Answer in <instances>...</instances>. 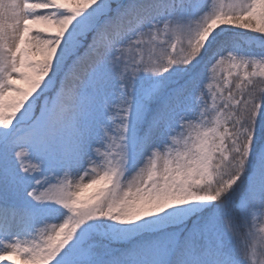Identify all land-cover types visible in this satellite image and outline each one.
<instances>
[{
	"label": "snow or ice",
	"instance_id": "obj_1",
	"mask_svg": "<svg viewBox=\"0 0 264 264\" xmlns=\"http://www.w3.org/2000/svg\"><path fill=\"white\" fill-rule=\"evenodd\" d=\"M0 264H264V0H0Z\"/></svg>",
	"mask_w": 264,
	"mask_h": 264
}]
</instances>
